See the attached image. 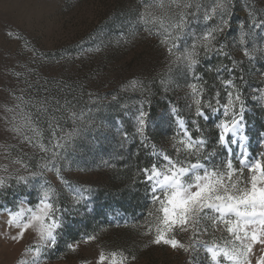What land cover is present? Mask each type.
Listing matches in <instances>:
<instances>
[{
	"label": "rangeland",
	"instance_id": "rangeland-1",
	"mask_svg": "<svg viewBox=\"0 0 264 264\" xmlns=\"http://www.w3.org/2000/svg\"><path fill=\"white\" fill-rule=\"evenodd\" d=\"M157 2L0 0V176L8 175L2 170L4 166L12 173L19 169L20 175L37 174L30 176L26 187L10 181L11 187L0 190V209L16 211L21 199L34 206L42 186L51 187L63 208L58 245L46 250V258L41 256L38 264H96L101 250L117 249L135 255V264H187L189 257L184 252L163 245L145 247L149 237L141 235L150 205L138 169L157 160L159 153L175 156L172 136L176 125L170 117L173 106L181 117L188 121L193 118L187 85L194 81L175 66L169 74L160 38L149 36L146 25L139 21L145 4L151 5L148 10L156 15L162 14ZM195 2L202 5L200 14L190 17L182 47L192 43L193 33L202 34L217 22L203 20L204 10L211 9L216 0ZM164 3L167 8L169 0ZM228 19L230 28L218 36V43L226 45L224 51L242 63L230 74L224 66L231 68V60L222 55H202L196 72L202 77L205 99L219 92L221 102L226 101L223 80L231 79L243 90L246 146L250 157H257L264 152L260 143L264 139V100L255 98L259 93L254 92L264 88L260 76L264 72V27L256 29L253 24L264 20V0H230ZM242 31L248 33L247 47L253 59L243 55L239 42ZM132 78L143 81L145 91H122ZM161 79L171 80L167 91ZM113 96L117 99L113 100ZM41 101L46 102L48 111L40 113L37 127L46 146L51 148L50 124L58 123L64 132L79 130L60 154L59 176L55 170L40 174L51 152L30 148L5 130L3 117L13 115L6 113V108L20 105L16 115L18 124H22L25 115L36 112L32 105L39 107ZM141 101H145L144 109L151 114L146 143L135 134L134 117ZM72 113H84L85 117L74 122ZM207 114L208 119H200L199 126L208 141V150L215 151L213 161H220L226 157L215 143V125L221 116L211 111ZM124 132L128 133L127 139ZM193 135L200 133L193 130ZM15 160L26 163L28 170L13 163ZM73 189H87L86 201L77 204ZM7 220V213L0 211V264L30 261L32 254L24 255L25 249L36 246L38 237L29 229L22 240L14 242L10 237L17 229L9 227ZM206 223L208 232L199 237L202 244L194 264H211L205 247H224L229 239L223 228L213 230L210 222ZM90 235L95 239L84 243L83 238ZM178 239L187 243L188 235L179 234ZM75 242H79L77 250L68 251L67 244ZM218 259L220 264H227L222 256Z\"/></svg>",
	"mask_w": 264,
	"mask_h": 264
},
{
	"label": "snow or ice",
	"instance_id": "snow-or-ice-1",
	"mask_svg": "<svg viewBox=\"0 0 264 264\" xmlns=\"http://www.w3.org/2000/svg\"><path fill=\"white\" fill-rule=\"evenodd\" d=\"M152 6L145 4V11L139 14V21L146 25L145 31L149 36L159 37V45L164 48L168 58L169 74L175 66L182 69L194 82L188 83V105L192 112L190 121L181 117L176 107L170 109V117L176 125L172 136V150L175 156L168 152L158 154V159L149 166L138 169L142 177L141 183L146 188L149 210L145 214V221L141 225L144 229L141 235L149 237L148 244L166 246L173 251H182L188 255L187 264H194L195 253L201 247L199 237L207 234L208 223L213 230L223 228L229 239L225 240L224 247L219 244L206 246L205 252L211 264H220L219 257L227 264H264V152L257 157H250L246 146L248 139L245 132L244 113L245 99L243 90L233 80H223L226 90V101L221 102L217 92L213 97L205 99V88L200 83L202 77L196 72L201 62L212 54L225 56L231 60L232 67L224 66V70L234 74L238 63L224 51L226 45L218 43V36L230 28L229 8L230 0H216L211 9H205L203 20L207 23L216 20L211 27L202 34H192V43L181 46V41L188 29L190 17L199 16L201 4L195 0H169L166 8L164 0H158L156 7L162 10L161 15L150 11ZM180 9L172 12L171 9ZM194 9V10H193ZM256 29L264 27V20L253 24ZM248 33L242 31L239 42L243 46V55L253 59L247 47ZM85 51H92L87 49ZM99 51V48L96 49ZM254 51V50H253ZM219 71V70H218ZM264 83V72L260 73ZM243 80V77H240ZM161 85L167 91L171 80L161 79ZM231 89V90H228ZM122 91L143 92V81L132 78L121 89ZM259 93L258 99L264 100V88L254 89ZM117 99L113 96V100ZM215 101V106L213 104ZM145 101L139 102L135 114V134L146 143L147 128L151 119L149 111L144 109ZM20 105L16 109H20ZM36 112L24 116V122L18 124L16 109L6 108L5 112H12V117L5 115L6 131L11 132L20 143L26 144L40 152H51V156L41 165L43 171L55 170L59 176L58 160L62 151L74 141L79 134L77 128L67 132L57 123L49 125L51 148L43 142V133L39 131L37 123L40 113H47L45 101L39 102ZM127 108V105H122ZM59 109H57L58 111ZM208 111L219 113L221 118L215 125V143L224 150L226 157L220 161H213L215 151L208 150V141L203 136V129L199 126L200 119H208ZM85 114L77 116L72 113V119H84ZM191 125V127H189ZM193 130L200 135H193ZM31 132L32 135L28 133ZM59 133H63L60 135ZM125 139L128 133H123ZM54 141V143H53ZM264 147V139L260 141ZM13 163L20 164L25 171L28 165L22 160ZM237 164L239 165L237 167ZM8 173L0 176V190L11 187L10 181H15L17 186H27L30 176L20 175L19 169L15 173L8 172L7 166L2 169ZM61 182H68L60 177ZM70 187V185H69ZM87 189H73L74 200L77 204L86 201L84 193ZM26 205V206H25ZM8 216L9 227L16 228L17 232L10 238L14 242L23 239L26 232L31 229L38 237L36 246L25 249L24 255L32 254L30 261L21 260L18 264H38L41 256L46 258V250H53L58 245L60 230L63 227V208L58 202V197L50 186H42L40 198L33 206L26 199L18 202L17 210L0 209ZM179 234H187L188 242L178 239ZM94 236H86L83 242L94 240ZM79 242L67 244V250L75 252ZM257 246H259L257 255ZM137 257L124 250H101L96 264H135Z\"/></svg>",
	"mask_w": 264,
	"mask_h": 264
}]
</instances>
